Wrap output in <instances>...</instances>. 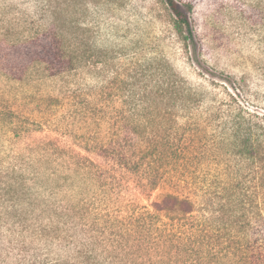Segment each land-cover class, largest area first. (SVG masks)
<instances>
[{"label": "rangeland", "instance_id": "374dc122", "mask_svg": "<svg viewBox=\"0 0 264 264\" xmlns=\"http://www.w3.org/2000/svg\"><path fill=\"white\" fill-rule=\"evenodd\" d=\"M174 1L191 26L186 41L164 0H0V262L29 257L22 245L31 246L41 208L121 228L174 192L166 184L141 192L127 167L156 131L160 109L170 123L156 94L158 66L167 63L202 95L176 125L187 153L180 192L195 209L188 227L197 234L201 220L205 252L213 238L231 240L235 250L216 264H264V160L239 156L223 129L235 115L248 121L243 109L264 118L260 0ZM60 23L103 56L53 73L38 61L49 39L32 38L53 37ZM236 178L242 188H232ZM230 203L244 220L235 230Z\"/></svg>", "mask_w": 264, "mask_h": 264}, {"label": "trees", "instance_id": "16d2710c", "mask_svg": "<svg viewBox=\"0 0 264 264\" xmlns=\"http://www.w3.org/2000/svg\"><path fill=\"white\" fill-rule=\"evenodd\" d=\"M164 1L175 17L176 32L182 35L185 28L187 36L183 40L190 39L192 30L182 5L174 0ZM261 2L257 7L264 18ZM185 7L190 6L186 4ZM55 27L53 37L32 38L38 40L39 45L49 39L47 52L44 45L39 53L47 56L41 55L38 61L46 64L53 73L71 71L80 63L103 56L95 46L77 36V27L67 29L62 23ZM67 31L70 36L65 35ZM157 74L156 94L160 104L170 109V123L167 126L165 122L166 110L160 109L155 118L156 131L142 141L137 159L130 160L127 167L134 168L138 173L136 186L141 192H152L165 184L173 187L174 192L160 193L151 202V210L144 207L143 212L128 215L127 222L121 228L101 219L89 222L87 215L79 211L41 208L39 213L42 220L39 223L32 220L28 235L31 246L22 245L23 250L31 249L32 253L28 258L16 259L15 262L2 260L0 264H216L214 259L220 255L233 253L235 249L231 240L217 238H213L215 241L205 252L202 248L206 243L203 242L201 220L197 221L195 234L188 227L194 217V205L183 197L187 195L180 192H185L182 168L187 164V153L182 148L177 120L193 113V106L201 100L202 95L167 63L158 66ZM243 111L248 121L235 115L224 122L223 129L229 131L231 143L239 156L248 158L251 163L260 162L264 160V118L257 113ZM230 183L234 189L244 185L239 178ZM202 193L205 194V191L202 190ZM227 211L234 214L229 221L235 230L237 224H243V216L236 214L234 203L229 204ZM54 216L57 217L53 221ZM260 252L256 251V259L262 258Z\"/></svg>", "mask_w": 264, "mask_h": 264}]
</instances>
